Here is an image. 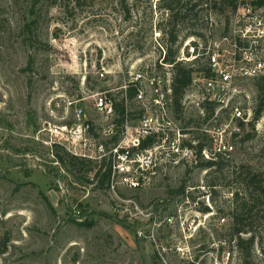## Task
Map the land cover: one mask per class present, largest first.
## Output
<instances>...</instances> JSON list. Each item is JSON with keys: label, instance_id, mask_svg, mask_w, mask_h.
<instances>
[{"label": "rangeland", "instance_id": "374dc122", "mask_svg": "<svg viewBox=\"0 0 264 264\" xmlns=\"http://www.w3.org/2000/svg\"><path fill=\"white\" fill-rule=\"evenodd\" d=\"M168 1L0 0V264H264V224H254L260 243L247 257L229 228L234 176L246 167L264 173V112L233 138L231 158L220 155L207 168L213 144L201 117L194 108L174 109L185 146L205 147L178 162L157 161L139 188L101 184L97 162L56 158L67 151L47 127L73 116L69 99L83 96L87 118L99 123L93 92L120 87L145 64L163 70L157 60L170 45ZM228 14L214 9L210 37L208 23L205 30L182 21L173 47L188 54L193 37L229 54ZM193 31H205V39ZM260 78L237 81L253 109L264 98Z\"/></svg>", "mask_w": 264, "mask_h": 264}, {"label": "built area", "instance_id": "2783aa9c", "mask_svg": "<svg viewBox=\"0 0 264 264\" xmlns=\"http://www.w3.org/2000/svg\"><path fill=\"white\" fill-rule=\"evenodd\" d=\"M213 2L230 9L226 27L234 34V49L228 54L217 42L199 45L193 37L185 42L190 52L185 54L181 50L177 60L191 63L205 57L211 74L194 73L182 100V109L194 108L201 117L203 130L213 144V152L204 151L205 155L213 159L218 154L231 158L235 147L233 138L238 139L253 119V107L248 106V96L237 81L264 78V0H206L208 37L214 25ZM227 40L225 36L223 41ZM166 47L162 46L163 52L157 60L163 70L145 64L132 71L120 87L92 93L93 110L99 116V123L87 118L85 108L79 104L85 99L83 96L68 100L67 108L74 107V110L72 117L66 116V123H48L47 131L55 146L61 145L82 159L111 162L109 186L112 189L118 185L139 188L148 173L156 172L157 161L178 162L196 151V143L188 147L182 141L183 129L174 114L173 64L165 60ZM97 77L104 80L106 70L99 71ZM130 87L135 89L133 101L141 106L139 111L133 109L128 94ZM116 98L124 99L126 107L121 124L117 120ZM136 115L139 116L137 123L130 124V118Z\"/></svg>", "mask_w": 264, "mask_h": 264}, {"label": "trees", "instance_id": "16d2710c", "mask_svg": "<svg viewBox=\"0 0 264 264\" xmlns=\"http://www.w3.org/2000/svg\"><path fill=\"white\" fill-rule=\"evenodd\" d=\"M206 0H170L168 1V6L170 8V13L168 15L166 23L168 28L164 29L165 36H167V41L170 43L168 46V52L166 55V62L173 64V97H174V109L175 112H180L182 110V100L188 90L194 73L203 71L206 75H210V69L206 58H198L191 63L178 61L177 57L180 53L179 48H174L176 42H178L179 33L177 25L182 21H190L191 25H199L200 27L208 28L207 21L205 18L207 8L204 6ZM214 9H219L220 11H226L227 7L223 4L212 3ZM227 26L229 24V16H226ZM33 20L30 21L32 23ZM227 28V27H226ZM196 29V28H195ZM190 35H197L203 39L206 37L205 31H193ZM208 41V40H207ZM206 41V42H207ZM167 42V43H168ZM197 46L198 44L194 42ZM197 49V48H196ZM264 82V78H260ZM128 94L130 101H133L135 95V89L130 87L128 89ZM120 97V96H119ZM115 106L118 112V123L121 124L125 120L126 107L124 99L116 98ZM264 112V98L260 99L257 107L253 109V119L250 122L252 129L255 128L256 122L262 117ZM150 143V141H147ZM148 144V143H146ZM144 144V146L146 145ZM186 145V143H184ZM190 146L192 143L188 142ZM205 144L199 142L195 145L197 154H201ZM70 156L71 162L79 164L81 167L90 165L94 161L82 159L80 157L74 156L69 152H65V155L56 153V158L62 162H66V158ZM220 154H218V157ZM220 164L219 160L210 159L203 162L202 166L207 168L216 167ZM112 172V164L108 161H103L98 163V168L95 172V177L101 178V184L110 182ZM234 181L237 182L236 187L232 190V205L230 207L229 214L231 216L230 221V232L234 239L236 240V246L241 251L244 256L250 255L251 250L255 248V245L260 243L259 234L254 226L255 223L264 224V173L253 171L250 167L242 168L236 176H234ZM263 205L260 208L259 204ZM208 207L205 211H209ZM225 218V217H223ZM5 245V243H4ZM264 253V248L261 247ZM193 264V263H191Z\"/></svg>", "mask_w": 264, "mask_h": 264}]
</instances>
